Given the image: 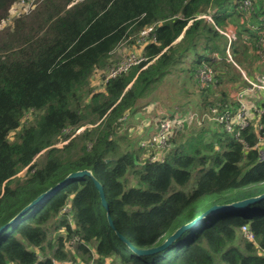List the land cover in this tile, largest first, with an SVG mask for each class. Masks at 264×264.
<instances>
[{"label": "trees", "instance_id": "obj_1", "mask_svg": "<svg viewBox=\"0 0 264 264\" xmlns=\"http://www.w3.org/2000/svg\"><path fill=\"white\" fill-rule=\"evenodd\" d=\"M13 2L0 0V23ZM262 22L264 0L248 12L241 0H37L1 28L0 227L69 173L91 175L67 181L10 224L0 264H264V199L207 215L149 255L132 253L115 233L152 249L214 205L264 194V145L256 146L264 112L242 131L244 142L210 118L212 108L236 109L240 69L264 72ZM147 27L138 52L145 60L91 88L94 71L113 66L112 52ZM201 70L212 76L205 84ZM172 85L183 99L174 109ZM142 101L167 109L160 120L195 113V122L213 125L194 132L185 124L165 149L142 148L148 131L130 132Z\"/></svg>", "mask_w": 264, "mask_h": 264}, {"label": "built area", "instance_id": "obj_2", "mask_svg": "<svg viewBox=\"0 0 264 264\" xmlns=\"http://www.w3.org/2000/svg\"><path fill=\"white\" fill-rule=\"evenodd\" d=\"M19 4H23L26 0H14ZM241 7L245 11H250L252 8V0H241ZM206 18L209 19L208 16ZM258 41H257V52L259 56L264 54V22L258 27ZM151 27L143 29L139 34V39L145 38V36L151 31ZM138 39V40H139ZM144 42V41H143ZM227 60L232 61L228 49ZM145 60L144 57L138 52H131L118 64H114L109 68L110 71L106 77H114L121 73L126 72L131 66L140 64ZM239 68L237 65H235ZM244 87L238 90L234 96L236 102V109L233 111H218L216 108H212L210 112V118L215 122L222 124L225 131L231 133L237 140L244 142L241 137L242 131L250 127L252 121L256 119V116L264 112L263 109L256 105V101L264 97V72H258L254 77H246L242 73ZM200 82L205 84L212 78L209 71L201 70L199 72ZM248 83L250 86L245 85ZM190 121H194V115H186L180 118H167L159 120L156 126V131L150 135L147 139L142 140L140 146L142 148L152 149H165L168 146L169 139H171L174 130L182 128L185 124H189ZM257 130V143L256 146L264 145V123H258L256 125ZM156 157V156H155ZM154 157V158H155ZM242 236L248 241H254V235L249 228L244 225L241 227ZM264 255V254H263ZM91 264H95L90 262ZM58 264V263H55ZM110 264V263H108Z\"/></svg>", "mask_w": 264, "mask_h": 264}, {"label": "rangeland", "instance_id": "obj_3", "mask_svg": "<svg viewBox=\"0 0 264 264\" xmlns=\"http://www.w3.org/2000/svg\"><path fill=\"white\" fill-rule=\"evenodd\" d=\"M36 2H37V0H26V1H23V4H19V3L14 1L13 5H12L10 11H9V15L6 17V19H4L0 23V29L8 26L10 21H11V19L16 17L17 15L27 13L31 9H33L35 7V5H36ZM230 31H231V29H230ZM230 31H228L227 33H230ZM138 39H136V41L133 44H129L128 42L121 43L112 52V54H111V62H113L114 64L115 63L118 64L129 53L141 51V47H142L144 42H143V38H141L139 40ZM108 68H110V66ZM108 68H107V70L106 69L105 70H98L97 69V70L94 71V73L92 74V77H91V84H90L91 88H93L94 90H97V89L101 88V80H100L101 75H107L110 72V71H108L109 70ZM238 69H240V67ZM240 71H241V73L246 75L244 70L240 69ZM257 74H258V72H255L253 74V77L256 76ZM246 77H247V75H246ZM175 86L176 85H172L171 89H169L168 93H167L169 107L171 109H174L175 107H177V105L181 101H183V99L181 100V97L178 96V94H177L178 90L175 89ZM174 98H176V99H174ZM148 100H150V99H146L144 101L146 102ZM144 101H142V103H144V104H142L141 109L139 110V112H137L135 114L134 118H135L136 121L133 122L134 123V126H133L134 129L130 130L131 133L136 134V135H141L142 133L148 131L147 132L148 133L147 137L144 138L143 140L147 139L150 135L155 133V131L157 129L156 128L157 122L161 119V115H163V113L166 114L165 112H162L160 114L161 109H163L164 111L167 112V109L161 108V106H159L158 104H154V103H151V102H149V104H147ZM156 101H158V100H155L153 102H156ZM168 102L166 104H168ZM188 109H189V111L190 110L191 111L194 110L193 105H190V107ZM192 115H194V117H196V119H197V116H195V113H193ZM25 120H26V118H25ZM190 120H191V117L189 118V121ZM188 123H189V125H187V126H185L183 128L184 129L185 128H189V127L193 128L194 132H197L198 130H200L201 127L208 128V127H211V125H213V121L212 120H206V119L199 120V121H196V122L194 120V121H190ZM201 125H203V126H201ZM62 144H63V142H59L56 146L60 147ZM168 145H169V143H168ZM24 174H25V170H22L17 176L18 177H22V176H24ZM233 210H235V209H233ZM205 217H203V218H205ZM57 233L58 232H55V235H57ZM68 246L69 245H67L66 248L69 249ZM108 261H111V260H108ZM108 261L104 262L103 264H108ZM90 262H93V261L92 260L88 261V262H81L80 261V262H77L76 264H91ZM110 264H117V263L115 261H111Z\"/></svg>", "mask_w": 264, "mask_h": 264}, {"label": "water", "instance_id": "obj_4", "mask_svg": "<svg viewBox=\"0 0 264 264\" xmlns=\"http://www.w3.org/2000/svg\"><path fill=\"white\" fill-rule=\"evenodd\" d=\"M245 85L250 86L248 83H245ZM90 172L88 170H81V171H76L69 173L64 179H62L60 182H58L56 185L53 187L49 188L45 192L39 194L36 198H34L29 204H27L23 209H21L11 220H9L6 224L0 227V234L12 223H14L21 215L27 213L29 210H31L33 207H35L37 204L42 202L44 199H46L51 193H53L56 189H58L61 185L66 183L67 181L76 178V177H82V176H90ZM95 187L99 196L100 203L102 207L105 209L106 212V219L108 224L111 227H114L113 221L110 217V212H109V206L108 202L106 200V197L102 191V187L99 182L94 180ZM261 199H264V194H261L256 197H251L247 199H243L240 201H235L229 204H223V205H214L210 207L208 210L197 216L196 218L192 219L191 221L180 225L174 232H172L160 245H158L155 248L148 249V250H142V249H137L132 246V244L125 239L120 233L115 232L116 236L120 241H122L130 250L132 253L136 255H149L153 254L156 252H159L166 247H168L172 242L177 240L182 233L190 229L191 227L195 226L203 217L211 214H216L220 212H227L236 208H242L248 204L254 203L256 201H259Z\"/></svg>", "mask_w": 264, "mask_h": 264}, {"label": "crops", "instance_id": "obj_5", "mask_svg": "<svg viewBox=\"0 0 264 264\" xmlns=\"http://www.w3.org/2000/svg\"><path fill=\"white\" fill-rule=\"evenodd\" d=\"M259 104V101H256V105Z\"/></svg>", "mask_w": 264, "mask_h": 264}]
</instances>
